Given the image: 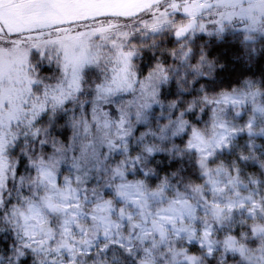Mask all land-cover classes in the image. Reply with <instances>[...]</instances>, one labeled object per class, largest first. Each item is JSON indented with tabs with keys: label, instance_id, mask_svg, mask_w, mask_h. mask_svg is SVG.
I'll return each mask as SVG.
<instances>
[{
	"label": "clouds",
	"instance_id": "obj_1",
	"mask_svg": "<svg viewBox=\"0 0 264 264\" xmlns=\"http://www.w3.org/2000/svg\"><path fill=\"white\" fill-rule=\"evenodd\" d=\"M32 12L0 26V264H264V80L210 97L215 78L180 67L227 45L233 68L264 73V0Z\"/></svg>",
	"mask_w": 264,
	"mask_h": 264
},
{
	"label": "trees",
	"instance_id": "obj_2",
	"mask_svg": "<svg viewBox=\"0 0 264 264\" xmlns=\"http://www.w3.org/2000/svg\"><path fill=\"white\" fill-rule=\"evenodd\" d=\"M203 40H204V37H198L197 42L194 45V47H198L199 43H201ZM169 43H171V41H169ZM210 43H214V41ZM204 46L205 48H207L209 45L205 44ZM237 51H238L237 49H233L227 45L215 46L208 53L209 59L212 60L211 67H209V65L205 64L204 62H201V67L199 69L195 67L185 66L183 64H181L180 67L184 70V72L187 74L188 77H193V76L198 77L196 80L197 84L200 83V78L198 75L199 72H208L210 76H213L215 78L214 80L205 81V92L210 97L217 95V91L220 86H227L228 84H231L233 80L242 81L245 75V72L251 73V76L253 78H256L257 75L259 74L261 77V80H264V73H261V69L259 65H256L254 70L252 68L246 69L242 63L237 64L235 68L232 67V60L230 59V56L234 55ZM167 60H168L167 57L163 58V61L165 64H167ZM221 61L226 62V66L223 70L216 68V65L219 64ZM191 63L193 65L196 64L195 56L191 58ZM142 68H143V65H142ZM169 71H171V69H169ZM176 74L179 75L180 74L179 71H177ZM182 83H184L185 86H187V81H182ZM171 87L173 89L175 88L174 81L172 82ZM241 87H247V85L244 83H239L238 88H241ZM180 94L184 95L183 93H180ZM172 95H173L172 90H168L164 93V99L166 100L169 96H172ZM197 95H199V93H197ZM200 103H201L200 101H197V107L200 106ZM213 106L214 104L207 105L205 107L203 121H194V123L198 126L200 130H203V131L209 130V125L207 121L209 118L211 107ZM187 115L189 116V119L191 120L194 117L195 113H191ZM202 124L203 126L201 127ZM180 143L181 144L183 143V139H181ZM231 154L234 155L235 152H232ZM218 158H223L227 160L230 158V154L228 153H224L222 155L219 154ZM192 250L195 251V248H193Z\"/></svg>",
	"mask_w": 264,
	"mask_h": 264
},
{
	"label": "rangeland",
	"instance_id": "obj_3",
	"mask_svg": "<svg viewBox=\"0 0 264 264\" xmlns=\"http://www.w3.org/2000/svg\"><path fill=\"white\" fill-rule=\"evenodd\" d=\"M32 16V0H0V26L7 28L18 27L27 23ZM199 133L201 140H206L210 135L209 130L203 131L199 129ZM244 141L245 136L241 135L234 140V145L238 146L243 144ZM235 146L233 147V152H235Z\"/></svg>",
	"mask_w": 264,
	"mask_h": 264
}]
</instances>
